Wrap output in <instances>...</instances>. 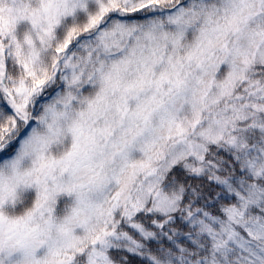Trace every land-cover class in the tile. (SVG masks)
<instances>
[{"label": "snow or ice", "instance_id": "snow-or-ice-1", "mask_svg": "<svg viewBox=\"0 0 264 264\" xmlns=\"http://www.w3.org/2000/svg\"><path fill=\"white\" fill-rule=\"evenodd\" d=\"M0 264H264V0H0Z\"/></svg>", "mask_w": 264, "mask_h": 264}]
</instances>
